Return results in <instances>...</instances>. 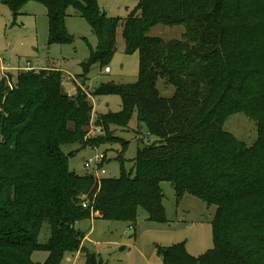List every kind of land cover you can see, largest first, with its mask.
I'll list each match as a JSON object with an SVG mask.
<instances>
[{
    "label": "trees",
    "instance_id": "obj_1",
    "mask_svg": "<svg viewBox=\"0 0 264 264\" xmlns=\"http://www.w3.org/2000/svg\"><path fill=\"white\" fill-rule=\"evenodd\" d=\"M29 1L46 8L49 45L73 40L65 27L70 8L88 24L96 46H89L83 84L93 65L107 67L119 31L123 52L139 55V73L133 83L109 81L92 91L94 97L119 95L122 102L119 112L96 118L105 137L94 142L121 148L120 176L97 180V193L95 177L69 170L61 149L84 144L81 127L91 110L86 95L68 96L58 69L20 71L14 82L7 83L10 75L0 81V264H61L66 253L77 252L85 233L75 223L90 219L80 195L92 199L94 220L134 225L141 207L149 220L164 222L163 181L177 198L189 193L216 207L214 248L201 258L181 244L162 248L163 264H264V232L248 216L250 200L264 192V0H139L125 18L109 17L97 0L4 3L15 17ZM158 24L184 31L169 41L148 36ZM158 79L173 88L171 96L160 95ZM238 112L257 123L253 147L222 128ZM134 113L138 133L144 127L154 140H139L126 170V142L110 127L124 130ZM240 202L246 215L238 220ZM45 223L50 234L40 243ZM34 251L46 252L45 262H33ZM85 256V264H98L95 255Z\"/></svg>",
    "mask_w": 264,
    "mask_h": 264
},
{
    "label": "rangeland",
    "instance_id": "obj_2",
    "mask_svg": "<svg viewBox=\"0 0 264 264\" xmlns=\"http://www.w3.org/2000/svg\"><path fill=\"white\" fill-rule=\"evenodd\" d=\"M139 0H97L101 11L112 18H125L129 11ZM65 27L73 40L64 44H48V20L46 8L37 2L29 1L13 16L9 7L0 0V81L14 82L17 73L29 71L27 63L34 70L58 69L62 73V90L70 97L84 93L87 98L90 112L88 124L81 127L84 144L74 143L61 147L68 155L69 170L77 175H92V169H85V160L92 159L95 154L103 153L105 160L102 167L106 173L101 178H118L121 166L117 160L120 154L119 143L98 144L94 142L105 137L103 128L96 125L98 115L117 113L121 110L122 102L119 95L92 96V91L101 83L113 82L115 84H130L136 81L139 73V55L125 54L120 31L117 36V46L114 55L107 64L108 72L104 66L93 65L87 74V83L83 84L85 77L83 64L89 59L90 47L96 46V38L92 35L86 21L77 15L73 9L68 10ZM184 28L179 26H166L158 24L147 33L151 37H160L165 41L179 39ZM90 46V47H89ZM259 54L262 53L259 51ZM259 61H263L259 58ZM250 68V67H249ZM6 83V84H7ZM9 85V84H7ZM157 89L161 96L168 97L173 93L172 87H165L163 81L158 79ZM113 135L126 142L123 153L124 168L130 170L138 148L143 144L151 143L153 137L146 136L144 127H140L136 113L133 114L124 130L111 126ZM223 130L232 135L246 147H253L258 140V126L253 117L245 112L231 114L223 124ZM262 150L264 148L262 147ZM262 157L260 160L264 159ZM259 160V159H258ZM96 184V183H95ZM100 183H98L97 191ZM163 193L164 222L149 220L146 211L139 207L134 225L119 221L92 220V199L89 194L80 195L81 200L87 201L90 219L75 223V228L87 235L83 238L77 252L66 253L61 264H85L86 254H93L98 264H163L159 250L181 244L185 252L193 258H201L214 248L212 220L215 214V205L208 206L197 197L186 193L177 198L170 182L160 183ZM264 190V189H263ZM253 210L248 214L264 232V192L261 196L250 200ZM240 202V208L235 219L246 215ZM79 223V225H78ZM133 227V231L129 229ZM50 234L48 224H44L38 235V241L44 243ZM85 250V253L83 252ZM67 257L69 260H67ZM47 259L44 251H34L31 260L43 263Z\"/></svg>",
    "mask_w": 264,
    "mask_h": 264
},
{
    "label": "built area",
    "instance_id": "obj_3",
    "mask_svg": "<svg viewBox=\"0 0 264 264\" xmlns=\"http://www.w3.org/2000/svg\"><path fill=\"white\" fill-rule=\"evenodd\" d=\"M27 69L28 70H34L30 66V63H27ZM39 71V70H38ZM36 71V72H38ZM109 69L106 67L105 72H108ZM105 159V155L103 153L95 154V156L92 159L85 160L84 167L85 169H92V176L95 178H98L106 173L105 169L102 167V163ZM82 207L85 208L87 206V201L82 200ZM129 229L133 231V227L129 226Z\"/></svg>",
    "mask_w": 264,
    "mask_h": 264
},
{
    "label": "crops",
    "instance_id": "obj_4",
    "mask_svg": "<svg viewBox=\"0 0 264 264\" xmlns=\"http://www.w3.org/2000/svg\"><path fill=\"white\" fill-rule=\"evenodd\" d=\"M92 219V218H91ZM92 220H94V219H92ZM79 223H81V222H79ZM79 223H78V225H79ZM85 237V239L87 238V235H85L84 236ZM67 260H69V258L67 257Z\"/></svg>",
    "mask_w": 264,
    "mask_h": 264
}]
</instances>
